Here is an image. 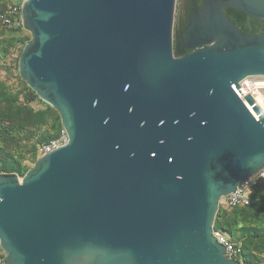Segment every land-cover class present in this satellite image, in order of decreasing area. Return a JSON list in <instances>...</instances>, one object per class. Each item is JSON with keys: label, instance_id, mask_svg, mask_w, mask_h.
Instances as JSON below:
<instances>
[{"label": "water", "instance_id": "1", "mask_svg": "<svg viewBox=\"0 0 264 264\" xmlns=\"http://www.w3.org/2000/svg\"><path fill=\"white\" fill-rule=\"evenodd\" d=\"M24 0L17 72L68 141L0 174L4 264H240L212 235L222 197L264 167V0ZM186 51L185 54H182Z\"/></svg>", "mask_w": 264, "mask_h": 264}, {"label": "trees", "instance_id": "2", "mask_svg": "<svg viewBox=\"0 0 264 264\" xmlns=\"http://www.w3.org/2000/svg\"><path fill=\"white\" fill-rule=\"evenodd\" d=\"M10 0H0V14L8 13ZM229 18L243 31L262 32L257 26L249 29L242 12L233 9L225 11ZM8 37L0 40V57L7 58L18 46L15 63L9 68L16 76L14 86L0 80V172L6 175L23 176L31 167L24 163L25 155H30L34 164L40 156L39 147L57 137L62 129L59 113L43 102L28 87L17 72L18 56L24 44L31 39L29 31L18 22L10 26ZM34 103L37 106H34ZM213 228L229 235L241 248L242 264H264V180L251 189L248 204L232 207L219 205ZM5 262V253L0 247V264Z\"/></svg>", "mask_w": 264, "mask_h": 264}, {"label": "built area", "instance_id": "3", "mask_svg": "<svg viewBox=\"0 0 264 264\" xmlns=\"http://www.w3.org/2000/svg\"><path fill=\"white\" fill-rule=\"evenodd\" d=\"M24 0H10L8 5V13L0 14V23L4 26H10L13 24L21 23V6ZM178 1V0H177ZM238 89L243 96L251 95L256 103V96L262 94L264 96V76L255 75L247 76L238 82ZM257 104V103H256ZM264 110V108H262ZM68 141V135L62 128L57 137L44 143L39 147V154L42 155L48 151L65 144ZM0 174H5L0 172ZM264 180V167L257 173L252 175L244 183L238 186L234 191L221 198L219 205L232 207L238 204H248L250 201L251 189L256 186L259 182ZM212 235L215 237L217 242L221 243L225 247L226 255L233 258L240 264L241 261V248L234 241H232L229 235L220 230H215L212 227Z\"/></svg>", "mask_w": 264, "mask_h": 264}, {"label": "rangeland", "instance_id": "4", "mask_svg": "<svg viewBox=\"0 0 264 264\" xmlns=\"http://www.w3.org/2000/svg\"><path fill=\"white\" fill-rule=\"evenodd\" d=\"M182 6V0H178L175 8V13H174V27L176 26V23L178 22V16L180 14V9ZM8 29L5 27L0 26V40L8 37ZM18 46H16V49L12 50V53L8 54L7 58L5 59L4 56L0 57V80L4 81L6 84L9 86H14V83H16V76L14 75L15 73L13 72L12 69L14 68H9L12 63H15L16 60L14 61L15 57L17 56L18 52ZM11 66H14L13 64ZM34 106H37V104L34 103ZM30 155L26 154L25 155V160L24 163L28 164L29 166H33L31 160H30ZM39 157V156H38ZM224 206V205H221ZM235 242V241H234Z\"/></svg>", "mask_w": 264, "mask_h": 264}, {"label": "flooded vegetation", "instance_id": "5", "mask_svg": "<svg viewBox=\"0 0 264 264\" xmlns=\"http://www.w3.org/2000/svg\"><path fill=\"white\" fill-rule=\"evenodd\" d=\"M200 0H182V6L180 9V14L178 16V22L176 23V26L174 27L175 32V38L176 35L180 37L181 31L185 27L188 19V12L192 10L196 4H199ZM244 23L246 26H248L249 29L253 28L254 26H257L258 30H261L264 28V23L256 21L250 17L244 19ZM186 51H183L182 54H185Z\"/></svg>", "mask_w": 264, "mask_h": 264}, {"label": "bare ground", "instance_id": "6", "mask_svg": "<svg viewBox=\"0 0 264 264\" xmlns=\"http://www.w3.org/2000/svg\"><path fill=\"white\" fill-rule=\"evenodd\" d=\"M256 103L260 106V108H264V96L260 93L256 96ZM255 103V104H256ZM263 110V109H262ZM264 111V110H263Z\"/></svg>", "mask_w": 264, "mask_h": 264}]
</instances>
